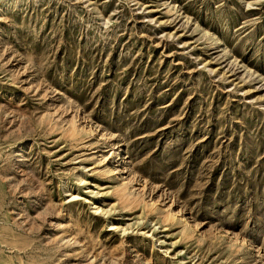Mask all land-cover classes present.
Returning a JSON list of instances; mask_svg holds the SVG:
<instances>
[{
    "label": "rangeland",
    "instance_id": "1",
    "mask_svg": "<svg viewBox=\"0 0 264 264\" xmlns=\"http://www.w3.org/2000/svg\"><path fill=\"white\" fill-rule=\"evenodd\" d=\"M0 264H264V0H0Z\"/></svg>",
    "mask_w": 264,
    "mask_h": 264
},
{
    "label": "bare ground",
    "instance_id": "2",
    "mask_svg": "<svg viewBox=\"0 0 264 264\" xmlns=\"http://www.w3.org/2000/svg\"><path fill=\"white\" fill-rule=\"evenodd\" d=\"M99 208V207H98ZM100 209V208H99Z\"/></svg>",
    "mask_w": 264,
    "mask_h": 264
}]
</instances>
